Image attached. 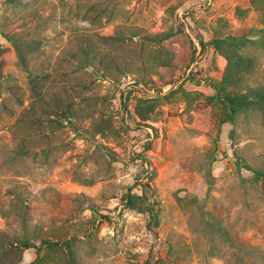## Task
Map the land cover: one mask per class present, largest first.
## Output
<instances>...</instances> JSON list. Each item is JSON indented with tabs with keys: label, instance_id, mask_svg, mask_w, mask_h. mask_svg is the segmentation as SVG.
Returning a JSON list of instances; mask_svg holds the SVG:
<instances>
[{
	"label": "rangeland",
	"instance_id": "374dc122",
	"mask_svg": "<svg viewBox=\"0 0 264 264\" xmlns=\"http://www.w3.org/2000/svg\"><path fill=\"white\" fill-rule=\"evenodd\" d=\"M228 36L226 90L264 87V0H0V264H264V113L216 96Z\"/></svg>",
	"mask_w": 264,
	"mask_h": 264
},
{
	"label": "trees",
	"instance_id": "16d2710c",
	"mask_svg": "<svg viewBox=\"0 0 264 264\" xmlns=\"http://www.w3.org/2000/svg\"><path fill=\"white\" fill-rule=\"evenodd\" d=\"M230 39H232V37L228 36L221 39H215L212 42L214 49L219 51V53L226 60V66L222 79L216 84H213L216 96L218 99H221L227 103L231 116L245 111L248 107L258 109L264 113V87H257L246 93H244L242 90L236 92H228L226 90L227 86L238 85L236 81L240 79L241 75L247 74L250 71L248 68L249 62L247 57L242 56L235 50L234 44ZM8 40L13 44L19 59V63L27 74L28 82L31 85L32 91H35L34 93L36 94L37 90L35 83L37 80V75L32 73L26 59L28 49L32 46L25 43L20 44L18 39L13 37H9ZM76 56H78L77 60L79 67L89 66V55L85 49H80ZM38 95L39 94L37 93V97ZM62 115L64 118L69 119V117L74 116V113L66 111L63 112ZM255 175L258 177H263L264 172L256 171ZM144 210L149 215L148 217L153 219V223L156 224V215L154 210L152 211V208L148 206L144 207ZM20 245L28 249H37L34 244L27 241H22Z\"/></svg>",
	"mask_w": 264,
	"mask_h": 264
}]
</instances>
